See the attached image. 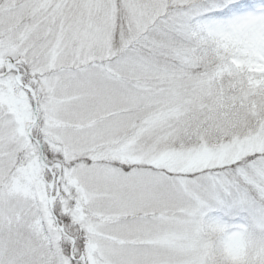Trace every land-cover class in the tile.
<instances>
[{
  "label": "snow or ice",
  "instance_id": "1",
  "mask_svg": "<svg viewBox=\"0 0 264 264\" xmlns=\"http://www.w3.org/2000/svg\"><path fill=\"white\" fill-rule=\"evenodd\" d=\"M0 264H264V0H0Z\"/></svg>",
  "mask_w": 264,
  "mask_h": 264
}]
</instances>
